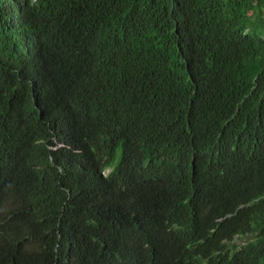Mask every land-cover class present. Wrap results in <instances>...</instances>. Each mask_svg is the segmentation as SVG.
<instances>
[{"label": "trees", "instance_id": "obj_1", "mask_svg": "<svg viewBox=\"0 0 264 264\" xmlns=\"http://www.w3.org/2000/svg\"><path fill=\"white\" fill-rule=\"evenodd\" d=\"M0 264H264V0H0Z\"/></svg>", "mask_w": 264, "mask_h": 264}, {"label": "clouds", "instance_id": "obj_2", "mask_svg": "<svg viewBox=\"0 0 264 264\" xmlns=\"http://www.w3.org/2000/svg\"><path fill=\"white\" fill-rule=\"evenodd\" d=\"M21 13H22V17L26 19L27 6H26L25 4L22 5V11H21ZM63 144H64V143H63ZM59 147H65V144H64V145H61V146H59ZM106 174H108V173H106Z\"/></svg>", "mask_w": 264, "mask_h": 264}, {"label": "rangeland", "instance_id": "obj_3", "mask_svg": "<svg viewBox=\"0 0 264 264\" xmlns=\"http://www.w3.org/2000/svg\"><path fill=\"white\" fill-rule=\"evenodd\" d=\"M107 173H108V172H107ZM244 241H245V240H243V241H238V243H239V244H242V243H244Z\"/></svg>", "mask_w": 264, "mask_h": 264}]
</instances>
